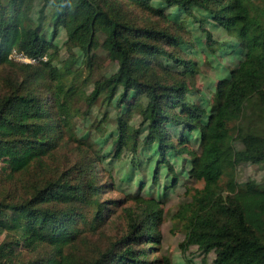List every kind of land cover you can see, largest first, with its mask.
<instances>
[{"label": "trees", "instance_id": "trees-1", "mask_svg": "<svg viewBox=\"0 0 264 264\" xmlns=\"http://www.w3.org/2000/svg\"><path fill=\"white\" fill-rule=\"evenodd\" d=\"M263 3L0 0V67L5 73L0 77V172L19 182L14 191L0 194V264H170L165 257H149L158 253L161 242L160 198L129 193L123 200L131 202L122 208L124 227L109 232L116 214L111 204L119 202L102 198L107 183L97 181L98 159L86 157L89 138L77 134L75 121L97 101L113 102L119 112L113 157L122 147L134 156L139 143L155 147L152 183H158L162 166L175 185L179 176L168 155L189 156L188 176L203 185L187 193L190 200L177 212L183 251L196 246L205 263L213 252L209 264H264V185L238 184L235 172L242 163L264 164ZM124 8L134 10L135 18ZM169 8L196 21L207 44L212 35L204 24L210 19L244 50L237 66L216 84L217 103L209 111L190 99L188 79L198 67L180 52L187 44L180 32L185 20L178 21ZM195 9L203 14L197 16ZM61 28L67 50L72 56L79 52L77 67L53 62L59 52L54 38ZM13 50L37 61H16L9 57ZM106 60L117 65L109 74L102 67ZM131 94L134 100L146 99L137 128L120 112ZM82 99L85 110L77 105ZM101 113L106 117L105 109ZM103 122L94 124L99 133ZM194 131L198 151L188 146ZM74 145L83 146L81 160L68 166L70 172L58 174V153ZM68 161L65 155L60 162Z\"/></svg>", "mask_w": 264, "mask_h": 264}, {"label": "rangeland", "instance_id": "rangeland-1", "mask_svg": "<svg viewBox=\"0 0 264 264\" xmlns=\"http://www.w3.org/2000/svg\"><path fill=\"white\" fill-rule=\"evenodd\" d=\"M158 4L157 1L154 2ZM264 7V3L262 4ZM130 16L135 18L134 10L126 9ZM168 12L178 17V21L185 20L184 29L180 32L187 38V44L180 50L185 57H191L197 64L198 71L194 78L188 79L191 87L190 99L202 105L207 111L214 106L217 101L215 98L216 84L222 78L228 76L229 69L237 66L238 62L243 58L244 50L239 46L236 38L227 31L220 28L210 19L206 21L204 27L210 31L212 40L207 44L205 42V34L199 27L198 23L191 17H185L183 12L175 8H169ZM197 16L202 15V11L195 9ZM156 24L169 29L177 30L171 25H166L162 21ZM66 34L61 28L54 38L55 43L59 48L57 57L53 62L57 65L61 63L72 62L75 67L80 65V56L78 53L74 56L67 50L64 42ZM164 63L172 68V71L178 73L171 61L164 59ZM103 71L109 74L116 70L117 65L106 60L102 65ZM158 72H163L162 68L157 69ZM4 68L0 67V77L4 75ZM166 74V73H164ZM169 77L168 74H166ZM91 90V87L86 89V94ZM134 94H131L128 101L120 110L121 114H126L128 122L137 128L140 122L141 115L139 113L140 106L146 102L145 97H139L134 100ZM81 110L87 108L85 100H80L77 104ZM106 110V117H102V110ZM119 112L114 108V103H109L108 106L97 101L90 109L89 113L84 117H76V130L79 136H87L90 146H87L88 155L93 159H98L95 162L94 170L98 171L96 174L99 184H105L104 190L101 189L102 198L113 199L119 202L118 206L111 204L110 210H116V214L112 217L109 226V232L114 231L117 227H124V221L121 219L123 214V207L131 204L130 201L125 203L129 193L139 191L148 196L160 198L163 201V220L160 225L161 242L158 245V253L149 255L150 258L159 256L166 258L170 264H209L214 257L211 252L206 256V263L204 262V254L197 249L196 246H190L183 251L180 247V242L184 238V231L180 221V214L177 212L181 210V205L189 201V195L193 192V188H201L203 183L195 181L188 176L189 156L187 154L178 155L169 153L168 158L174 166L175 172L178 174V181L176 184H171L172 175L165 167L159 170L158 183H152V175L156 163L155 147L145 148L141 143L138 144L136 156L127 147H122L118 157H113L114 148L112 139L116 135L117 121L116 117ZM103 120L102 132L99 133L94 128L97 121ZM179 131V129H176ZM178 133V132H177ZM141 134L140 136H142ZM188 146L195 151H198L199 134L194 131L188 135ZM83 146L78 148L76 145L62 148L58 153V159L54 165H59L58 174L64 171L70 172V166L73 162L81 160V150ZM69 157V163L64 165L63 157ZM100 158V160H99ZM236 180L238 184H244L247 180L254 182L257 185H264V164L262 163H242L236 167ZM16 184L9 179L7 172H0V194L6 195L15 190ZM189 195H188V194ZM14 194V192H13ZM91 242H96L91 239ZM97 246H99L97 244ZM30 257V255H27ZM163 264V263H161Z\"/></svg>", "mask_w": 264, "mask_h": 264}, {"label": "built area", "instance_id": "built-area-1", "mask_svg": "<svg viewBox=\"0 0 264 264\" xmlns=\"http://www.w3.org/2000/svg\"><path fill=\"white\" fill-rule=\"evenodd\" d=\"M10 58L19 61V62H23V63H35L37 60L34 57H29L23 53L17 52L16 50H13L10 55ZM42 59H46L45 56H43Z\"/></svg>", "mask_w": 264, "mask_h": 264}]
</instances>
